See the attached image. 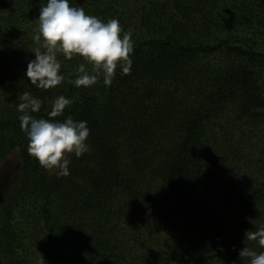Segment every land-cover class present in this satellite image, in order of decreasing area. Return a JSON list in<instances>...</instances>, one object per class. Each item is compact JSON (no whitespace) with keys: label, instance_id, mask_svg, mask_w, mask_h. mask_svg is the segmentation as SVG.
<instances>
[{"label":"trees","instance_id":"obj_1","mask_svg":"<svg viewBox=\"0 0 264 264\" xmlns=\"http://www.w3.org/2000/svg\"><path fill=\"white\" fill-rule=\"evenodd\" d=\"M46 2L0 0V160L20 164L0 196L2 264H249L240 249L264 251L244 241L264 225V83L252 71H264V0H71L118 18L131 70L76 87L85 61L58 53L65 79L43 89L24 72ZM25 91L42 101L36 118L64 95L73 103L54 119L87 121L90 148L68 154L67 176L27 151Z\"/></svg>","mask_w":264,"mask_h":264},{"label":"clouds","instance_id":"obj_2","mask_svg":"<svg viewBox=\"0 0 264 264\" xmlns=\"http://www.w3.org/2000/svg\"><path fill=\"white\" fill-rule=\"evenodd\" d=\"M37 20L38 31L33 36L37 46L31 51L34 59L27 62L24 72L36 88L49 89L64 81L58 53L65 59L77 55L85 61L76 67V78L71 81L76 87H91L101 77L107 87L118 67L125 74L130 72L134 42L131 34L123 31L118 18L104 21L86 14L82 7L72 5L71 0H47L40 5ZM18 101V120L28 138V153L45 169L53 170L57 176H67L68 154L74 153L78 158L90 148L86 142L90 134L87 121L75 120L71 115L62 121L54 119L73 103L64 95L51 102L48 118L32 115L41 109L42 101L30 92L21 93ZM245 240L264 248V225L246 230ZM238 255L248 258L249 264H264V251L245 246Z\"/></svg>","mask_w":264,"mask_h":264},{"label":"rangeland","instance_id":"obj_3","mask_svg":"<svg viewBox=\"0 0 264 264\" xmlns=\"http://www.w3.org/2000/svg\"><path fill=\"white\" fill-rule=\"evenodd\" d=\"M135 1L136 0H129V3L133 4L135 3ZM140 1L143 2L144 0H139V3H141ZM157 1L159 0H150V2H153V3ZM259 48L262 51H264V41L262 44H259ZM231 61L236 64L238 63V60L234 61L232 57L229 58V56H224V57L218 56L213 62L220 66L226 67ZM252 71L254 75L257 76V78L259 79L258 82L264 83V71L258 70L254 67ZM19 167H20L19 160L14 152L8 153L2 160H0V196L7 189V187L11 184V182L17 178L18 173H19ZM146 214H147V206L144 207L142 211L143 217H145ZM0 264H2L1 260H0Z\"/></svg>","mask_w":264,"mask_h":264}]
</instances>
